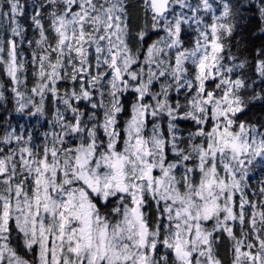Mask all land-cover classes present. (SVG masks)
Segmentation results:
<instances>
[{
    "label": "snow or ice",
    "instance_id": "obj_1",
    "mask_svg": "<svg viewBox=\"0 0 264 264\" xmlns=\"http://www.w3.org/2000/svg\"><path fill=\"white\" fill-rule=\"evenodd\" d=\"M0 264H264V0H0Z\"/></svg>",
    "mask_w": 264,
    "mask_h": 264
}]
</instances>
